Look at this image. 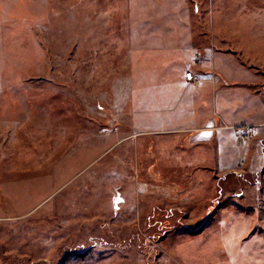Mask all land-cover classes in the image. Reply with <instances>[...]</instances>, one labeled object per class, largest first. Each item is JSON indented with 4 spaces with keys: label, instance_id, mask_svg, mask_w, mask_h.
<instances>
[{
    "label": "rangeland",
    "instance_id": "1",
    "mask_svg": "<svg viewBox=\"0 0 264 264\" xmlns=\"http://www.w3.org/2000/svg\"><path fill=\"white\" fill-rule=\"evenodd\" d=\"M0 264H264V0H0Z\"/></svg>",
    "mask_w": 264,
    "mask_h": 264
},
{
    "label": "crops",
    "instance_id": "2",
    "mask_svg": "<svg viewBox=\"0 0 264 264\" xmlns=\"http://www.w3.org/2000/svg\"><path fill=\"white\" fill-rule=\"evenodd\" d=\"M207 72V71H206ZM205 72V74L207 75V73ZM202 76H204L203 74H201ZM210 76V75H209ZM210 78H211V76H210ZM185 80V79H184ZM186 82V81H185ZM186 83H189V82H186ZM200 83L201 84H208V85H210V83H212V80H209V79H207V80H201L199 83H191V84H194V85H200ZM194 123H192V125H193ZM229 127H231V126H227V125H224V126H221V125H217V126H213V124L212 123H205V125L203 124V123H201V125L199 126V125H193V130L194 131H192L191 132V134H193V135H195V134H197V136H196V141H200L199 140V138H198V134L201 132V131H203V130H211V136H210V138L209 139H212L215 135V133L217 132V131H219V130H221V129H228ZM160 127H158L157 129H152V130H150V131H148L147 133H150V134H156V133H163V132H161L160 131V129H159ZM167 134H170V135H179V133H181V131L179 130V127L177 128V127H172V128H170L169 130H168V132H166ZM217 134V133H216ZM190 135V134H189ZM155 136V135H154ZM217 137V136H216ZM182 139H184V138H182ZM181 139V140H182ZM174 140H176L177 142H179L178 140H177V137L175 136L174 137ZM221 140V139H220ZM175 142V141H174ZM174 142H172V144L174 143ZM154 144H155V142H154ZM178 144V143H177ZM176 144V145H177ZM175 144H174V147L176 148L177 146H176ZM156 146V145H155ZM197 147H199V146H197ZM197 149H199V148H197ZM159 152V151H158ZM216 153V152H215ZM195 154H198V152H197V150L195 151Z\"/></svg>",
    "mask_w": 264,
    "mask_h": 264
},
{
    "label": "built area",
    "instance_id": "3",
    "mask_svg": "<svg viewBox=\"0 0 264 264\" xmlns=\"http://www.w3.org/2000/svg\"><path fill=\"white\" fill-rule=\"evenodd\" d=\"M184 79L185 81L190 82V83H199L201 81V78L199 76L194 75L190 71H186L184 73Z\"/></svg>",
    "mask_w": 264,
    "mask_h": 264
},
{
    "label": "water",
    "instance_id": "4",
    "mask_svg": "<svg viewBox=\"0 0 264 264\" xmlns=\"http://www.w3.org/2000/svg\"><path fill=\"white\" fill-rule=\"evenodd\" d=\"M211 130H203L198 134V138L200 139H209L211 136Z\"/></svg>",
    "mask_w": 264,
    "mask_h": 264
}]
</instances>
